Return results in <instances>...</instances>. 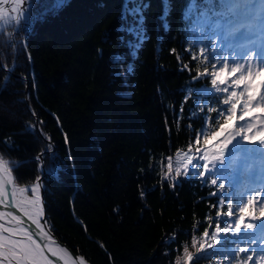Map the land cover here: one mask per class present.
<instances>
[{
	"label": "trees",
	"instance_id": "obj_1",
	"mask_svg": "<svg viewBox=\"0 0 264 264\" xmlns=\"http://www.w3.org/2000/svg\"><path fill=\"white\" fill-rule=\"evenodd\" d=\"M146 2L148 39L135 58L120 42L124 0H69L58 16L26 30L22 20L17 30L16 19L0 30V154L18 163L15 178L27 184L42 174L36 158L51 143L57 160L45 153L44 167H59L44 177L49 224L92 264H175L184 244L194 251L205 217L215 216L217 199L208 198L215 186L181 178L173 188L161 180L162 158L195 147L192 129L203 124L187 119L193 100L185 103L186 87L209 83L189 85L198 61L185 50L198 54L203 45L186 39L188 0H171L167 32L158 19L162 0ZM114 54L126 62H114ZM225 166V191L262 176L242 154L225 153ZM171 235L175 242L166 243ZM218 260L227 264L221 256L200 264Z\"/></svg>",
	"mask_w": 264,
	"mask_h": 264
},
{
	"label": "snow or ice",
	"instance_id": "obj_2",
	"mask_svg": "<svg viewBox=\"0 0 264 264\" xmlns=\"http://www.w3.org/2000/svg\"><path fill=\"white\" fill-rule=\"evenodd\" d=\"M5 2L0 0V5ZM12 2L19 31L21 20L26 30L49 16H58L69 0ZM22 3L27 8L21 9ZM149 7L146 0H124L118 31L121 44L127 45L133 58L148 39L145 12ZM171 11V0H162L158 19L165 32L170 30ZM4 18L5 10L0 7V20ZM181 19L187 25L186 39L192 47L203 45L198 54L191 48L185 50L198 61L189 85L205 78L209 83L185 89V103L193 100L187 119H201L203 124L199 129L187 125L195 135V147L190 143L186 150L178 148L174 157L162 158L161 180L175 188L181 178L198 179L202 186H215L208 198L216 197L217 203L210 205L216 209L215 216L205 217L208 227L200 236H192L194 251L184 244L175 264H200L202 259L214 256L224 257L227 264H264V199H260L264 196V175L259 181L249 180L235 190L225 191V181L231 183L226 175L227 167H231L225 166L226 152L234 154V158L235 154L248 157L259 153L264 160V0H188ZM125 36L132 39L125 41ZM177 59L182 56L177 54ZM114 62L124 63L126 59L114 54ZM181 70L193 71L188 63ZM6 71L10 76L12 69ZM131 71L129 67L127 72ZM52 149L49 143L36 158L42 170L45 153L57 160ZM18 166L0 154V206L13 209L0 210V264H89L83 255H73L53 236L44 219L41 178L38 176L30 189L17 186L12 168ZM58 167L50 165L47 172L55 175ZM165 242L174 243L175 236L165 237ZM217 264H224V260Z\"/></svg>",
	"mask_w": 264,
	"mask_h": 264
},
{
	"label": "water",
	"instance_id": "obj_3",
	"mask_svg": "<svg viewBox=\"0 0 264 264\" xmlns=\"http://www.w3.org/2000/svg\"><path fill=\"white\" fill-rule=\"evenodd\" d=\"M25 92H26V101H27V104L29 105V89L28 88H26V90H25ZM35 120H36V126L40 129V126H39V122H38V119H37V116L35 115ZM42 154V152H40V154H39V156ZM46 169H45V167H44V161H43V170H42V174L39 176L41 179H40V183H41V185H42V189H41V196H42V204H43V208H44V219L46 220V226L47 227H50L51 228V226H50V224H49V221H48V218H47V213H46V201H45V186H44V177H45V174H46ZM12 174H13V177H14V179H15V181L17 182V180H16V178H15V174L13 173V171H12ZM36 182V180L34 181V182H31V183H27V184H20V183H18L19 184V186H23V187H27V186H30V185H32L33 183H35ZM9 187V191H10V187L11 186H8ZM0 210H5V211H7V210H13V209H5L3 206H0ZM17 211V214H20V215H22L21 213H19V211L18 210H16ZM26 219V218H25ZM28 223H30V222H28ZM51 230H52V228H51ZM52 234H53V236L58 240V242L60 243V244H62V245H64V246H66V247H68L69 248V250L70 251H72V253H73V255H76V256H79V255H83V254H80V253H78L72 246H70L67 242H65V241H63L53 230H52ZM84 256V255H83ZM85 257V256H84ZM86 258V257H85ZM87 259V258H86ZM88 260V259H87ZM89 261V260H88ZM89 264H92L90 261H89Z\"/></svg>",
	"mask_w": 264,
	"mask_h": 264
},
{
	"label": "flooded vegetation",
	"instance_id": "obj_4",
	"mask_svg": "<svg viewBox=\"0 0 264 264\" xmlns=\"http://www.w3.org/2000/svg\"><path fill=\"white\" fill-rule=\"evenodd\" d=\"M0 7H3L5 10V18L3 20H0V30H1L5 24L11 25L14 22L16 16H14V12H12V8L15 7L12 0H6V2L3 5H0ZM20 7L24 9L27 7V4L22 3Z\"/></svg>",
	"mask_w": 264,
	"mask_h": 264
},
{
	"label": "rangeland",
	"instance_id": "obj_5",
	"mask_svg": "<svg viewBox=\"0 0 264 264\" xmlns=\"http://www.w3.org/2000/svg\"><path fill=\"white\" fill-rule=\"evenodd\" d=\"M21 9H22V7H20ZM14 16H17V13H15L14 12ZM39 126H40V124H39ZM37 127V126H36ZM38 128V127H37ZM39 129V128H38ZM40 130V129H39ZM9 160V159H8ZM11 161V160H10ZM261 166H262V168H263V170H264V160H262L261 159V164H260ZM10 167H11V164H10ZM12 171H13V169H12ZM13 173H14V171H13ZM15 174V173H14ZM18 182V181H17ZM34 182V181H33ZM19 183V182H18ZM31 183V182H30ZM20 184H22V183H20Z\"/></svg>",
	"mask_w": 264,
	"mask_h": 264
},
{
	"label": "bare ground",
	"instance_id": "obj_6",
	"mask_svg": "<svg viewBox=\"0 0 264 264\" xmlns=\"http://www.w3.org/2000/svg\"><path fill=\"white\" fill-rule=\"evenodd\" d=\"M14 182L17 184V186H19L18 182H16L15 179H14ZM27 187L30 189L31 185L30 186H27ZM28 195H31V192L30 191L28 192Z\"/></svg>",
	"mask_w": 264,
	"mask_h": 264
}]
</instances>
